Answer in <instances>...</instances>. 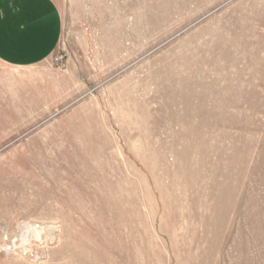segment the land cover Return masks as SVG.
<instances>
[{
	"label": "rangeland",
	"instance_id": "rangeland-1",
	"mask_svg": "<svg viewBox=\"0 0 264 264\" xmlns=\"http://www.w3.org/2000/svg\"><path fill=\"white\" fill-rule=\"evenodd\" d=\"M54 1L0 60V264H264V0Z\"/></svg>",
	"mask_w": 264,
	"mask_h": 264
},
{
	"label": "crops",
	"instance_id": "crops-1",
	"mask_svg": "<svg viewBox=\"0 0 264 264\" xmlns=\"http://www.w3.org/2000/svg\"><path fill=\"white\" fill-rule=\"evenodd\" d=\"M63 20L54 0H0V60L30 67L59 46Z\"/></svg>",
	"mask_w": 264,
	"mask_h": 264
},
{
	"label": "bare ground",
	"instance_id": "bare-ground-1",
	"mask_svg": "<svg viewBox=\"0 0 264 264\" xmlns=\"http://www.w3.org/2000/svg\"><path fill=\"white\" fill-rule=\"evenodd\" d=\"M35 232H36V233H35V234H36V237H38V238H39V237L41 236V233H40L39 231H35ZM24 241L26 242V241H27V239H24Z\"/></svg>",
	"mask_w": 264,
	"mask_h": 264
},
{
	"label": "built area",
	"instance_id": "built-area-1",
	"mask_svg": "<svg viewBox=\"0 0 264 264\" xmlns=\"http://www.w3.org/2000/svg\"><path fill=\"white\" fill-rule=\"evenodd\" d=\"M58 60V59H57Z\"/></svg>",
	"mask_w": 264,
	"mask_h": 264
}]
</instances>
